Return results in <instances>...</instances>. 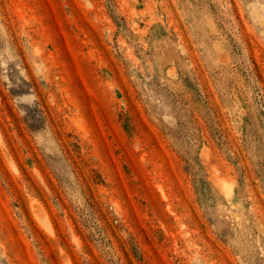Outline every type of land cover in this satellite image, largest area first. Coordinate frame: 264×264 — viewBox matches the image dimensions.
Segmentation results:
<instances>
[{
    "label": "rangeland",
    "instance_id": "1",
    "mask_svg": "<svg viewBox=\"0 0 264 264\" xmlns=\"http://www.w3.org/2000/svg\"><path fill=\"white\" fill-rule=\"evenodd\" d=\"M0 264H264V0H0Z\"/></svg>",
    "mask_w": 264,
    "mask_h": 264
}]
</instances>
